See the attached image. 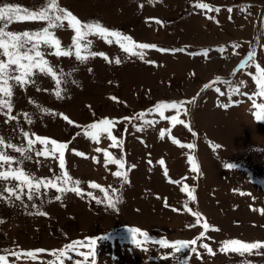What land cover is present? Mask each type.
<instances>
[{
    "label": "rangeland",
    "instance_id": "1",
    "mask_svg": "<svg viewBox=\"0 0 264 264\" xmlns=\"http://www.w3.org/2000/svg\"><path fill=\"white\" fill-rule=\"evenodd\" d=\"M5 3L39 11L48 0H0V6ZM56 3L82 23L99 24L121 37H108L112 41L108 43L98 35H84L79 43L86 59L77 60L75 32L65 21L49 32L59 39L61 50L71 48L72 55L52 54L55 49L38 36L27 45H38L36 50L47 61L43 66L51 67L61 83L57 87L51 76L36 68L26 85L9 80L13 109L9 115L16 119L0 113V139L14 147L0 146V151L13 162L0 172L23 171L33 182L52 180L68 188L73 184L62 181L70 177L80 182L84 195L41 185L39 191L32 189L29 199L26 184L12 176L0 178L3 264H264V247L243 255L223 250L231 240L264 244V118L256 117L264 113L253 104L264 103L253 78L264 71V0ZM198 3L213 10L200 9ZM46 27L47 21L26 20L13 21L5 30L42 33ZM124 36L155 47L142 50L143 58L131 55L116 42L120 39L127 46ZM0 59L7 61L2 50ZM117 59L121 63H115ZM166 103L181 104V110H157ZM172 117L184 124L173 125ZM105 119L113 121L108 127L117 138L116 147L103 126L96 130V141L84 135L90 125ZM36 137L67 144L64 169L54 158L58 151L48 158L37 155L45 146ZM29 139L34 141L31 146ZM105 152L122 160L124 168L106 164ZM117 171L121 177L114 175ZM92 183L120 198L115 208L107 206L104 192L91 188ZM185 185L195 200L182 191ZM192 212L200 213L199 225ZM132 228L147 233L148 239L138 236L139 244L134 242ZM193 239L195 251L158 243ZM67 245L75 248L61 256Z\"/></svg>",
    "mask_w": 264,
    "mask_h": 264
},
{
    "label": "snow or ice",
    "instance_id": "2",
    "mask_svg": "<svg viewBox=\"0 0 264 264\" xmlns=\"http://www.w3.org/2000/svg\"><path fill=\"white\" fill-rule=\"evenodd\" d=\"M196 7L200 9H206L209 11H212L213 9L209 8V5L206 3H198L196 4ZM218 11V9H216ZM231 11V9H229ZM26 20H39V21H47L48 27L43 29L42 33H29L27 31L23 33H14L10 31H6V27L8 24L12 23L13 21H26ZM67 21V24L70 26V28L75 32V38H74V46L76 48L75 51V57L77 60H84L86 57L81 56L80 54V40L83 38L84 35H98L102 39H105L106 42L112 43L111 40L107 39L108 37H117L120 38L121 34L119 32L111 31L99 24H89V23H82L75 15H73L70 11H67L61 7H59L56 3V0H48V3L46 6H42V8L39 11H29L27 9H22L18 5H11L5 3L4 5L0 6V24H3V27H0V50H2V55L7 57V61H4L3 59H0V113H3L8 119H16V117H13L9 115L12 112V103L10 100V97L12 96V90L11 87H9V80H15L18 85H26L29 83L33 73L32 69L36 68L39 70L40 73H43L44 75H49L53 80H55L56 86L59 87L61 81L57 78V74L51 67H44L43 65L47 64V61L43 60V53L41 51L36 50L38 45H33L31 48L27 47V45L31 44L33 41L34 36L40 37L41 40L44 41V43L50 47L54 48L55 51L54 55L60 57V56H70L72 55L71 48L68 50H61L60 48V41L59 39H56L50 32L49 28H58L62 27L64 25V22ZM156 23H161L160 21H156ZM82 30H86L83 31ZM124 41H128V45L126 46L124 43L121 42L120 39H117V43L119 46L126 52L130 53L131 55L139 56L140 58H143V51L145 49L154 48V45H149L147 43H135L132 41L131 37L124 36ZM90 43V42H89ZM133 49H139L141 51H134ZM160 51H168L165 49H160ZM34 52V56L30 53ZM92 55H101L102 53H93ZM204 55H207V52L204 53ZM40 58L39 60H36L35 58ZM104 59L107 60L108 57L104 56ZM252 59V54L249 55L248 60L250 61ZM21 61H28L27 64L22 63ZM115 63L119 64L121 61L119 59L115 60ZM247 62H244L241 64V68H244L246 66ZM11 65H15V68H10ZM257 68L259 69V66L257 65ZM256 81V83L259 86V95L264 96V71H261L260 76H254L253 77ZM237 92H239V89H236ZM60 91L56 92V96L60 97ZM223 94V93H221ZM5 97H8L9 99H5ZM254 107L259 109L261 113H264V103L257 104L255 100H253ZM182 105L178 103H166L157 105V110L170 108L175 109L177 112L181 110ZM6 110V111H5ZM27 115V114H25ZM160 115L163 116V111H160ZM257 119H262L264 117L261 116L260 113H256ZM63 119L67 121L69 124H73L74 122L71 121L67 116H63ZM113 121L110 120H103L99 124H92L89 126L91 131L86 130L84 135L88 136L91 140L96 141L98 139V136L96 134V130L100 129L103 126V131L107 133L108 138L112 141V147H116L117 145V138L112 135L109 125H111ZM172 123L173 125L179 123L184 124L183 120H179L177 117H172ZM187 127V125H185ZM191 130V129H189ZM27 136V133H25ZM164 133L161 132V137H163ZM195 135V133H193ZM36 141H38L41 145L45 146L44 150L38 151L37 155H42L45 158H48L50 153L54 155L56 151L59 152V156L55 157V159L59 160V166L61 169H64L65 167V160H64V149L67 148L66 143H58L55 140H50L48 138H40L36 137ZM34 143L33 140L29 139L28 144L31 146ZM173 143H179L177 140H173ZM53 145L54 147L52 149H48L47 145ZM0 146L4 147H14L11 145H5V142L3 139H0ZM182 148H188L192 149L194 145L188 144V145H180ZM218 147V146H216ZM97 151H101L99 148L96 149ZM15 151L22 152L23 149L21 148H15ZM77 155H83L82 153H76ZM106 157V164L107 163H115L118 164L120 168H124V163L122 160H118L114 158L110 153L105 152L104 153ZM13 162V158L5 155L3 151H0V167H3L4 165H11ZM189 162L192 163V158L189 157ZM151 163V161H149ZM161 165L164 164V161L161 160L159 162ZM229 167H232L229 165ZM192 171L196 172L197 167L194 163H192ZM67 175L66 173L64 174ZM115 176L121 177L122 173L120 171H117L114 173ZM165 175H167V171L165 170ZM9 176H12L14 179L21 181L22 184H26L29 189V199L32 198V189H35L36 191H39L41 185L44 187H52L55 188L57 192H65V191H72L75 192L77 195L83 196L84 193L82 189L79 188V181H71L70 177H67L62 182L64 185H67L69 182L73 184L71 188L68 187H60L56 182H53L52 180H36L33 182V179L29 178L28 175H26L23 171L20 172H0V178L7 180ZM90 187L93 189H100V191L104 192L105 199L107 200V206L115 208L117 203L119 202V197L113 198V196L109 195L108 191L105 189H102L100 185L92 183L90 184ZM10 193L13 195H16L12 191V189H7ZM117 189H112V192L115 193ZM182 191L187 192L188 196L195 200V196L192 194V191L189 190L188 186L185 185L182 188ZM88 195H91V193H88ZM17 199H19V196L17 195ZM56 199H60V197H56ZM95 199V197H93ZM98 203L102 202L100 200L97 201ZM187 207V205H185ZM174 211L176 209H173ZM191 212V209H188ZM44 213H41L43 215ZM192 215L195 217V224L199 225L201 223V215L198 212H192ZM202 228L204 231L209 230V225L205 222L202 224ZM129 232L132 235V239L134 242H137L139 244V241L137 240L138 236H143L145 240L148 239L147 233L141 232L138 228H132L129 229ZM203 235V233H202ZM77 244L79 242H76ZM95 242L93 241V244ZM158 243L163 247H173L177 251H180L181 248H190V250L195 251V246L197 244V240L193 239L191 241H179L176 242V244H169L168 241H158ZM204 249H206L210 254L212 253V249L208 246V244L201 245ZM264 247V244H261L259 242L256 243H244L239 240H231L227 241L225 243V247L223 250H231L232 252H238L240 255H243L245 252H250L252 249H258ZM75 245H67L64 252L61 253V256L67 255L68 250H74ZM91 252V250H90ZM28 256H33L34 254L29 252L27 253ZM83 255V254H81ZM94 256V253L92 254ZM71 257H69L70 259ZM88 256H85V259H88ZM6 257L4 255H0V264H3ZM77 264H81V262L77 261Z\"/></svg>",
    "mask_w": 264,
    "mask_h": 264
},
{
    "label": "bare ground",
    "instance_id": "3",
    "mask_svg": "<svg viewBox=\"0 0 264 264\" xmlns=\"http://www.w3.org/2000/svg\"><path fill=\"white\" fill-rule=\"evenodd\" d=\"M257 43H255V45H256Z\"/></svg>",
    "mask_w": 264,
    "mask_h": 264
}]
</instances>
